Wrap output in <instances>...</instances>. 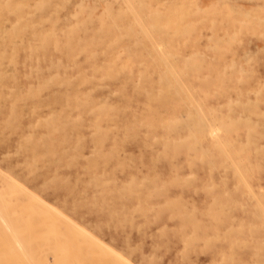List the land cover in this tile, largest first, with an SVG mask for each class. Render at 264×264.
<instances>
[{
    "label": "rangeland",
    "instance_id": "rangeland-1",
    "mask_svg": "<svg viewBox=\"0 0 264 264\" xmlns=\"http://www.w3.org/2000/svg\"><path fill=\"white\" fill-rule=\"evenodd\" d=\"M263 208L264 0H0V264H264Z\"/></svg>",
    "mask_w": 264,
    "mask_h": 264
},
{
    "label": "bare ground",
    "instance_id": "bare-ground-1",
    "mask_svg": "<svg viewBox=\"0 0 264 264\" xmlns=\"http://www.w3.org/2000/svg\"><path fill=\"white\" fill-rule=\"evenodd\" d=\"M164 60H166V59H164ZM240 118V117H239ZM264 209V208H263ZM105 247V246H104Z\"/></svg>",
    "mask_w": 264,
    "mask_h": 264
}]
</instances>
